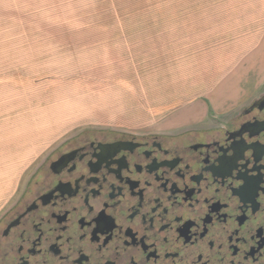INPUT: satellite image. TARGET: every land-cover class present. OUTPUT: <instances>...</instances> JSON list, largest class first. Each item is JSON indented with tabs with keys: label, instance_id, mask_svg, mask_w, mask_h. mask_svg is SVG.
Masks as SVG:
<instances>
[{
	"label": "rangeland",
	"instance_id": "rangeland-1",
	"mask_svg": "<svg viewBox=\"0 0 264 264\" xmlns=\"http://www.w3.org/2000/svg\"><path fill=\"white\" fill-rule=\"evenodd\" d=\"M263 91L264 0H0V213L81 133H178Z\"/></svg>",
	"mask_w": 264,
	"mask_h": 264
},
{
	"label": "flooded vegetation",
	"instance_id": "flooded-vegetation-1",
	"mask_svg": "<svg viewBox=\"0 0 264 264\" xmlns=\"http://www.w3.org/2000/svg\"><path fill=\"white\" fill-rule=\"evenodd\" d=\"M213 119L63 143L0 215V264H264V91Z\"/></svg>",
	"mask_w": 264,
	"mask_h": 264
},
{
	"label": "crops",
	"instance_id": "crops-1",
	"mask_svg": "<svg viewBox=\"0 0 264 264\" xmlns=\"http://www.w3.org/2000/svg\"><path fill=\"white\" fill-rule=\"evenodd\" d=\"M247 42V41H246ZM250 43V42H249ZM239 44H243V43H239ZM260 44V43H259ZM246 43H245V47H246ZM240 46V45H239ZM240 47H242V45L240 46ZM35 142H37V141H35ZM34 144V141H25L22 145H21V147L20 148H26V147H29V146H32ZM13 146H17L16 144L14 145L13 144ZM16 201V200H15ZM14 201V202H15ZM13 203V202H12ZM11 204V203H10ZM9 204V205H10ZM7 207H8V205L5 207V209H4V211L7 209ZM3 211V212H4ZM3 212H1L0 214H2Z\"/></svg>",
	"mask_w": 264,
	"mask_h": 264
}]
</instances>
